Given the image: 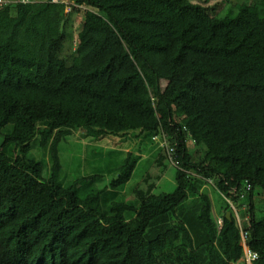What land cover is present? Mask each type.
<instances>
[{
	"label": "trees",
	"instance_id": "16d2710c",
	"mask_svg": "<svg viewBox=\"0 0 264 264\" xmlns=\"http://www.w3.org/2000/svg\"><path fill=\"white\" fill-rule=\"evenodd\" d=\"M71 5L0 6V264H237L245 251L226 199L244 209L252 264H264L255 193L264 191V0L223 16L208 0ZM78 129L136 132L161 164L167 148L154 136H164L175 148V190L121 197L141 149L127 151L103 187L99 173L63 183L59 145ZM33 143L49 151L47 177L29 157ZM210 181L227 201L221 228ZM191 197L194 212L184 205Z\"/></svg>",
	"mask_w": 264,
	"mask_h": 264
},
{
	"label": "rangeland",
	"instance_id": "374dc122",
	"mask_svg": "<svg viewBox=\"0 0 264 264\" xmlns=\"http://www.w3.org/2000/svg\"><path fill=\"white\" fill-rule=\"evenodd\" d=\"M46 1V0H36ZM66 3H73L74 0H62ZM209 4L216 6L215 14L223 16L230 12V10L236 11V5L241 0H208ZM223 2L224 5L218 3ZM84 10L75 14L74 17V41L73 47L76 46L78 41V33L82 28V22L84 19ZM70 41L66 42V46ZM68 49V47H67ZM67 51V50H66ZM136 132L128 136H116L110 135L106 137H95L85 134L82 130H74V132L66 136L59 145L61 163L63 165L61 179L63 183L67 184L79 177L88 176L91 174H103L99 187H103L108 184L114 177L117 176L116 170L120 166L126 156L127 150L138 153V150H142V157L139 160L137 167L133 173L132 178L125 185L124 190L121 193V197L127 201L136 200L135 190L145 189L152 187V191L155 193L171 192L175 190L176 183V171L177 167L173 164L170 158H164L162 164L157 163L155 153L153 150V144L149 139L136 137ZM192 151L198 150V147L192 141L189 143ZM154 155V156H153ZM198 155V153H197ZM29 157L36 159L43 163V175L45 177L50 175V154L45 147L40 146L38 143H33V148L29 153ZM151 157V158H149ZM204 191L211 196L214 217L217 218V214L222 212L227 205L226 199L216 188L213 181L208 182L204 186ZM263 192V193H262ZM256 202L258 203V210L256 212L257 218L264 217V191L260 188L256 190ZM195 198H190L185 202V206L191 207V211L194 212ZM230 202V201H229ZM240 207L235 204V207ZM192 212V213H193ZM242 216L244 215V209L239 210ZM249 216V214H247ZM248 218V217H246ZM245 257L237 264H249Z\"/></svg>",
	"mask_w": 264,
	"mask_h": 264
},
{
	"label": "built area",
	"instance_id": "2783aa9c",
	"mask_svg": "<svg viewBox=\"0 0 264 264\" xmlns=\"http://www.w3.org/2000/svg\"><path fill=\"white\" fill-rule=\"evenodd\" d=\"M36 0H0V6L2 5H6V4H19V3H32L35 2ZM52 2H63L62 0H51ZM71 3H67V7H66V11H70L71 10ZM154 139L162 146V147H166L167 149V153H168V157L171 159V161L175 164L174 161V152H175V148L174 147H169L167 140L165 139V137L163 136V138H161L159 135L158 136H154ZM251 189V184L248 183L246 190L243 192L242 197H244L245 192ZM231 203V206L234 210L238 225L241 229V237H242V243L244 246V251H245V255H244V260H246L249 264H252V261L254 259L257 258V254L252 252L247 244V238H248V231H246L243 228L242 225V220H241V215L240 212L237 208V206L235 207V203L232 202L231 200H229ZM217 223L219 225V227L221 228L222 224H223V218L221 216H217Z\"/></svg>",
	"mask_w": 264,
	"mask_h": 264
},
{
	"label": "water",
	"instance_id": "95a60500",
	"mask_svg": "<svg viewBox=\"0 0 264 264\" xmlns=\"http://www.w3.org/2000/svg\"><path fill=\"white\" fill-rule=\"evenodd\" d=\"M227 217H228L229 219H232V212H231V211H228V212H227Z\"/></svg>",
	"mask_w": 264,
	"mask_h": 264
},
{
	"label": "crops",
	"instance_id": "0c3cea01",
	"mask_svg": "<svg viewBox=\"0 0 264 264\" xmlns=\"http://www.w3.org/2000/svg\"><path fill=\"white\" fill-rule=\"evenodd\" d=\"M66 3V2H65ZM128 151V150H127ZM217 216H220V214L218 213Z\"/></svg>",
	"mask_w": 264,
	"mask_h": 264
}]
</instances>
